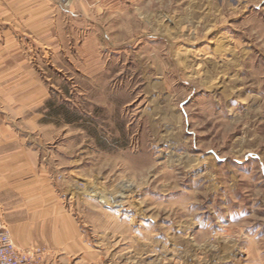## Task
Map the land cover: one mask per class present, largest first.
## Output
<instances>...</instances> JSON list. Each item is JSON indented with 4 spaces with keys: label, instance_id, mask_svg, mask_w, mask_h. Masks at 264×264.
<instances>
[{
    "label": "rangeland",
    "instance_id": "1",
    "mask_svg": "<svg viewBox=\"0 0 264 264\" xmlns=\"http://www.w3.org/2000/svg\"><path fill=\"white\" fill-rule=\"evenodd\" d=\"M49 4L0 63V136L85 244L16 246L39 264H264V0ZM212 149L224 161L191 171Z\"/></svg>",
    "mask_w": 264,
    "mask_h": 264
},
{
    "label": "crops",
    "instance_id": "2",
    "mask_svg": "<svg viewBox=\"0 0 264 264\" xmlns=\"http://www.w3.org/2000/svg\"><path fill=\"white\" fill-rule=\"evenodd\" d=\"M73 5L75 6V2ZM51 8L49 0H0V63L3 61L6 63L9 59H17L21 56L18 46L23 43L21 32L24 25L30 34L35 33L40 24L39 20L47 17ZM81 10L83 11L82 7ZM217 86L219 85L210 87ZM242 99L239 104L246 105V102H241L245 101ZM181 109L180 115L186 118L188 115L185 108L181 107ZM12 140L6 135L0 136V227L8 229L18 246L46 244L59 249L64 257L70 252V239L81 247L85 241H81L79 237L76 238L75 234L70 235L67 225L60 224V220L59 222L54 220L51 223L48 219L53 216L56 219L57 214L53 215L49 211V195L43 196L40 193L31 195L28 187L32 185L23 182L24 178L18 179L23 177L25 172V169L21 167L22 162L17 161L16 158L23 153V148L14 149ZM245 154L253 156L250 152ZM210 159L224 161L212 149L209 150V155L194 163L190 170L197 171L202 167V162ZM244 159L242 158V162L234 160L239 169L247 165L248 162L243 161ZM44 202L48 203L45 205ZM63 220L66 221V219Z\"/></svg>",
    "mask_w": 264,
    "mask_h": 264
},
{
    "label": "built area",
    "instance_id": "3",
    "mask_svg": "<svg viewBox=\"0 0 264 264\" xmlns=\"http://www.w3.org/2000/svg\"><path fill=\"white\" fill-rule=\"evenodd\" d=\"M38 252L30 247L18 248L9 231L0 227V264H39Z\"/></svg>",
    "mask_w": 264,
    "mask_h": 264
},
{
    "label": "bare ground",
    "instance_id": "4",
    "mask_svg": "<svg viewBox=\"0 0 264 264\" xmlns=\"http://www.w3.org/2000/svg\"><path fill=\"white\" fill-rule=\"evenodd\" d=\"M188 52H190V50H188ZM184 56V55H183ZM188 58L185 56V60H187ZM180 60V59H179ZM242 103H245V101H241ZM127 186V185H126ZM125 187V186H124ZM96 187H92V189L91 190H89V194L92 196V197H96L97 196V193H98V191L95 189ZM95 190V191H94ZM131 187L129 186V187H126V189L124 188V190H123V192H122V195H121V198L122 199H125L126 197H128L127 195H128V193H126V192H130L131 193ZM89 195V196H90ZM101 195V194H100ZM110 201V200H109ZM112 201V200H111ZM114 201V200H113ZM101 202H103V203H105L106 205H109L110 206V203L111 202H109V204H107V202H108V200L106 199V198H104V197H102L101 198ZM113 204V203H112ZM117 205V204H116ZM108 206V207H109ZM113 207V206H112ZM176 250V247H171L169 250H168V252H173V251H175ZM178 250V249H177Z\"/></svg>",
    "mask_w": 264,
    "mask_h": 264
}]
</instances>
